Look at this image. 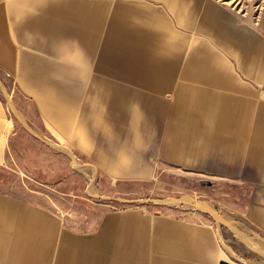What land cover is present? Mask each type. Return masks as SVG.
<instances>
[{
	"label": "crops",
	"instance_id": "crops-1",
	"mask_svg": "<svg viewBox=\"0 0 264 264\" xmlns=\"http://www.w3.org/2000/svg\"><path fill=\"white\" fill-rule=\"evenodd\" d=\"M128 2L0 0V70L34 102L51 134L96 169L117 181H151L161 164L182 166L195 156L167 140L168 126L184 124L167 117V94L182 87L151 65L161 59L149 47H135ZM9 129L0 103V159L8 156ZM255 142L264 148V134ZM200 171L238 173L253 184L248 216L264 232V163L210 162ZM222 254L217 230L193 213L109 211L95 228L80 230L0 190V264H221Z\"/></svg>",
	"mask_w": 264,
	"mask_h": 264
},
{
	"label": "rangeland",
	"instance_id": "rangeland-1",
	"mask_svg": "<svg viewBox=\"0 0 264 264\" xmlns=\"http://www.w3.org/2000/svg\"><path fill=\"white\" fill-rule=\"evenodd\" d=\"M128 1L134 6L128 29L135 47L140 42L149 47L152 57L161 59L151 65L165 68L168 81L176 75L173 80L182 87L177 95L167 94L173 104L167 117L184 119L181 127L168 126L167 140H177L184 155L195 157L182 166L161 164L151 181L114 180L52 135L34 102L0 70V103L10 128L8 156L0 159V190L48 208L80 230L95 228L109 211L193 213L217 230L227 262L264 264V257L209 215L183 204H154L186 196L205 201L246 235L260 238L264 248V232L248 216L257 188L238 173L200 171L210 169V162L231 168L264 163V148L255 142L264 134V0ZM213 7L222 11L221 19L213 17ZM228 30L240 39H231Z\"/></svg>",
	"mask_w": 264,
	"mask_h": 264
},
{
	"label": "bare ground",
	"instance_id": "bare-ground-1",
	"mask_svg": "<svg viewBox=\"0 0 264 264\" xmlns=\"http://www.w3.org/2000/svg\"><path fill=\"white\" fill-rule=\"evenodd\" d=\"M3 89H4V92H6L5 88H3ZM75 164H76V162H75ZM89 191H90V189H89ZM89 193L94 198L100 197V195L96 194L95 192L92 193L90 191ZM154 204L166 205V206L167 205L183 204V205H186V206L192 208L193 210L205 213V214L209 215L211 218H213L219 225H223V226L227 227L235 235V237H237L241 241V243L248 250L256 253L259 256L264 257V248L260 247L261 246V245H259L260 242H258V240L260 238L246 235L244 232L239 230L230 220H227L223 216H221L217 212V210L214 208V206H212L211 204H209L205 201L199 202V201L192 199L191 197L186 196V197H183L182 199L168 198L165 200H154ZM227 250H228V253H230L233 258H235L238 261H242V259L230 247H228ZM242 263L245 264L244 262H242Z\"/></svg>",
	"mask_w": 264,
	"mask_h": 264
},
{
	"label": "water",
	"instance_id": "water-1",
	"mask_svg": "<svg viewBox=\"0 0 264 264\" xmlns=\"http://www.w3.org/2000/svg\"><path fill=\"white\" fill-rule=\"evenodd\" d=\"M221 264H231V263H229L227 261H223V262H221Z\"/></svg>",
	"mask_w": 264,
	"mask_h": 264
}]
</instances>
